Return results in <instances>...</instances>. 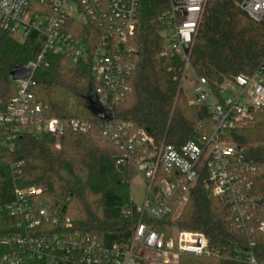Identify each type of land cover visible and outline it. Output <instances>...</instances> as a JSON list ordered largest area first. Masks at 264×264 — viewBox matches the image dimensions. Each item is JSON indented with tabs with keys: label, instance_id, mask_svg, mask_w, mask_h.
Returning a JSON list of instances; mask_svg holds the SVG:
<instances>
[{
	"label": "built area",
	"instance_id": "2783aa9c",
	"mask_svg": "<svg viewBox=\"0 0 264 264\" xmlns=\"http://www.w3.org/2000/svg\"><path fill=\"white\" fill-rule=\"evenodd\" d=\"M204 4L205 0H169V9L162 15L172 26L163 34L165 49L179 55L186 67ZM137 9L138 0H0L1 31L12 37L21 32L23 41L31 33L42 39L35 59L22 66L30 76L11 79L15 93L0 109V127L6 130L2 147L13 151L18 138L27 133H46L58 147L65 131L86 135L95 128L101 140L110 141L118 149L116 165L139 176L145 186L142 204L136 205L130 198L121 211L125 219H132V212L137 219L130 241L120 246H105L72 231L68 218L37 203L36 198L43 193L41 186L14 187L7 209L19 220L23 234L13 239L14 253L0 256V264H179L183 256L218 258L219 251L210 248L201 233L176 230L166 238L154 228L156 222L180 214L201 176L208 195L228 207V222L246 238L243 261L264 264L255 255L253 239L264 234V162L253 160L246 154V147L227 142L224 137L227 131L247 126L264 107V59L252 75L237 76L226 83V90L221 91L230 93L227 97H216L207 81L197 78L191 104L206 108L212 127L179 147L164 139L157 141L146 130L129 123H116L113 118L94 127L81 118L52 117L35 98L34 72L48 67L49 54L60 55L89 66L98 82L92 95L101 109L112 114L127 92L134 68L130 43ZM242 10L254 22H261L264 0H247ZM70 20L90 22L102 31L92 55L69 31ZM21 166L20 162L13 165L17 175ZM51 227L56 231H49Z\"/></svg>",
	"mask_w": 264,
	"mask_h": 264
},
{
	"label": "trees",
	"instance_id": "16d2710c",
	"mask_svg": "<svg viewBox=\"0 0 264 264\" xmlns=\"http://www.w3.org/2000/svg\"><path fill=\"white\" fill-rule=\"evenodd\" d=\"M105 3L108 0H100ZM243 0H205L193 37L187 64L197 78H204L216 97L224 84L237 76L255 73L264 59V18L254 22L240 8ZM169 0H138L136 28L130 43L134 49L133 72L125 96L112 109L113 121L146 130L155 140L179 147L207 133L212 127L203 105L189 104L180 81L186 62L165 49L163 34L171 29L162 15ZM69 31L92 55L101 30L90 22L69 21ZM42 46L39 35L31 33L23 42L0 30V109L15 90L11 71L35 59ZM48 67L33 74L34 94L48 114L56 118H81L92 126L102 120L89 110L90 93L98 86L86 63L49 54ZM5 129L0 127V256L14 253L13 239L23 234L19 220L9 215L14 187L41 186L36 198L48 210L61 213L72 231L87 235L105 246L130 241L136 214L125 219L121 211L129 203L127 181L135 174L116 165L118 149L101 140L95 128L86 135L65 131L57 147L46 133L24 134L13 151L2 147ZM227 142L246 147V154L264 162V107L249 127L224 133ZM22 163L20 174L13 165ZM201 176L192 188L180 214L156 222L155 231L169 237L173 228L198 232L218 258L183 256L179 264H246V238L227 220L228 207L211 198ZM51 232L55 228H49ZM255 255L264 260V234H257ZM22 264H34L24 262Z\"/></svg>",
	"mask_w": 264,
	"mask_h": 264
},
{
	"label": "rangeland",
	"instance_id": "374dc122",
	"mask_svg": "<svg viewBox=\"0 0 264 264\" xmlns=\"http://www.w3.org/2000/svg\"><path fill=\"white\" fill-rule=\"evenodd\" d=\"M79 18L82 19L83 16H79ZM13 38L18 42H23L21 32H18L16 35H14ZM196 80H197V77L191 72V70L188 67H185L183 71V77L180 81V88L184 96L186 97L187 101L189 102V104H191V102L194 100V97H195L194 88L196 86ZM225 85L226 84L222 86L221 90H226ZM221 95L222 97H227L228 95H230V93H228L227 91H223ZM255 116L253 118V121L245 127H249L254 123ZM144 194H145V186L142 183L141 178L139 176H134L129 182L130 198L133 200V202L136 205H141L143 202ZM175 232H176V229L173 228L169 236L173 235V233Z\"/></svg>",
	"mask_w": 264,
	"mask_h": 264
},
{
	"label": "water",
	"instance_id": "95a60500",
	"mask_svg": "<svg viewBox=\"0 0 264 264\" xmlns=\"http://www.w3.org/2000/svg\"><path fill=\"white\" fill-rule=\"evenodd\" d=\"M247 4V0H244L243 3L241 4V9H244ZM189 47L186 45L184 46V52L187 53ZM30 76V71L25 69L22 66H17L15 67L11 73H10V78L13 81L17 80H22ZM89 103V110L98 119L102 121H111L112 120V114L109 111L103 110L99 107V105L96 103L92 93H90V96L87 99Z\"/></svg>",
	"mask_w": 264,
	"mask_h": 264
}]
</instances>
